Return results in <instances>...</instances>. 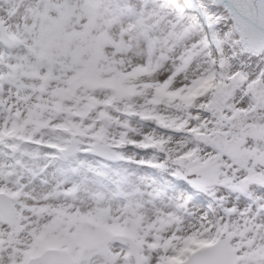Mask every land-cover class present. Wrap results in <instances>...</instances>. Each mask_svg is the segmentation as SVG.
Segmentation results:
<instances>
[{
  "label": "snow or ice",
  "instance_id": "1",
  "mask_svg": "<svg viewBox=\"0 0 264 264\" xmlns=\"http://www.w3.org/2000/svg\"><path fill=\"white\" fill-rule=\"evenodd\" d=\"M0 264H264V0H0Z\"/></svg>",
  "mask_w": 264,
  "mask_h": 264
}]
</instances>
